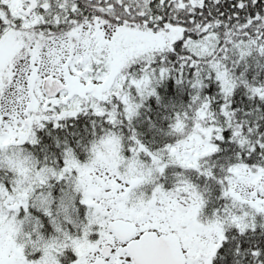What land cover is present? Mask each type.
I'll return each mask as SVG.
<instances>
[{
  "label": "snow or ice",
  "instance_id": "1",
  "mask_svg": "<svg viewBox=\"0 0 264 264\" xmlns=\"http://www.w3.org/2000/svg\"><path fill=\"white\" fill-rule=\"evenodd\" d=\"M0 264H264V0H0Z\"/></svg>",
  "mask_w": 264,
  "mask_h": 264
}]
</instances>
